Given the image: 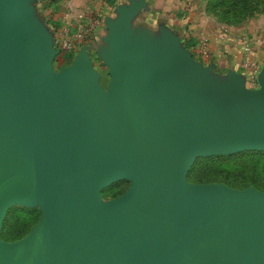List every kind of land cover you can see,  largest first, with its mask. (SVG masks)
<instances>
[{"label": "water", "instance_id": "1", "mask_svg": "<svg viewBox=\"0 0 264 264\" xmlns=\"http://www.w3.org/2000/svg\"><path fill=\"white\" fill-rule=\"evenodd\" d=\"M29 2L0 0V226L11 204L40 214L0 264H264V190L185 178L196 157L264 151V68L254 89L214 77L170 32L135 33L129 0L104 20L103 88L84 46L52 69Z\"/></svg>", "mask_w": 264, "mask_h": 264}, {"label": "crops", "instance_id": "2", "mask_svg": "<svg viewBox=\"0 0 264 264\" xmlns=\"http://www.w3.org/2000/svg\"><path fill=\"white\" fill-rule=\"evenodd\" d=\"M144 6L132 17L130 26L135 33H143L149 39L157 40L161 30L170 32L177 37L179 46L187 51L194 61L203 67L209 66L211 74L216 78L225 77L229 71H234L243 77L244 73L239 67L242 49L238 37L244 34L249 37L264 34V14L246 19L238 26H227L220 23L212 14L203 10V4L199 0H143ZM129 0H120L119 5H127ZM107 30L105 23L96 29V36L90 41L80 45L71 52L55 51L51 62H57L58 69L69 65L81 47H85L91 67L98 74L99 84L105 88L109 81L107 65L103 63L100 53L107 48L104 40ZM204 39L209 49L208 55L198 52V39ZM252 58L264 68V47L253 49ZM106 69L107 80L103 86L100 83V72L98 68ZM52 69H54L52 67ZM55 70V69H54ZM258 73V72H257ZM256 73V74H257ZM244 87H248L244 79ZM257 88V85H256Z\"/></svg>", "mask_w": 264, "mask_h": 264}, {"label": "rangeland", "instance_id": "3", "mask_svg": "<svg viewBox=\"0 0 264 264\" xmlns=\"http://www.w3.org/2000/svg\"><path fill=\"white\" fill-rule=\"evenodd\" d=\"M120 0H30L29 4L32 9L33 17L36 20V22L40 25H42L47 31L52 30L53 27L56 25H59V22L61 21V15L65 13H72V14H94L99 17V23L96 26V28L93 31L92 36H96V29L98 27H101L104 25V20L106 18H112L114 16V7L116 6V3ZM203 4V10L207 11L205 6L207 5L206 0H199ZM259 14H264V12L255 14L253 16H250L246 19H249L251 17L257 16ZM244 20H241L237 23L233 24H226L227 26H238L242 24ZM219 21V20H218ZM220 23H223L219 21ZM52 67L56 70L58 68L57 62L54 61L52 63ZM100 72V83L104 86L107 80V76L105 74L106 69L105 68H98ZM247 151V150H244ZM242 152V151H240ZM238 153V152H237ZM237 153H232L228 155H233ZM208 157V156H206ZM199 158H204V157H196L191 164V166L199 159ZM251 160H253V157L249 156H234L230 159H226L223 161H219L216 164L209 165V168L207 169L206 172H211V169L214 170L216 173V176H218V179H224L228 177L229 179L233 180H240L241 178H246L248 177V174L250 170L248 167L251 165ZM196 166V165H195ZM196 168H199L198 164ZM228 170V171H227ZM189 171V169H188ZM187 171L186 173V180L189 183H195L191 177V174H188L189 172ZM194 174H197V171L193 172ZM226 176V177H224ZM213 183V182H210ZM215 183H223V182H215ZM199 184V183H198ZM201 184V183H200ZM226 185V183H223ZM129 186V182L125 179H118L115 180L108 185L102 187L99 191V197L102 201L110 200L112 198H115L116 196L120 195L123 193L127 187ZM228 186V185H227ZM252 186V185H249ZM230 187V186H229ZM247 187V186H246ZM253 187V186H252ZM235 188V187H231ZM244 188V187H243ZM240 189V188H237ZM17 210H22L21 212H17ZM26 211V212H25ZM27 213V214H26ZM21 215L24 217L26 214L27 216L33 215V219L31 220L30 225H26L25 228L19 232L14 234V237H7L3 238L1 236V231H2V226L4 225L5 221H8L9 223L7 229H13V227L17 224V220H15L16 215ZM39 210L37 206H25V205H19V204H11L9 205L4 213V216L1 221V226H0V238L3 241H13L16 239H19L22 237L28 230L29 228L38 220L39 218ZM11 221V224H10Z\"/></svg>", "mask_w": 264, "mask_h": 264}, {"label": "trees", "instance_id": "4", "mask_svg": "<svg viewBox=\"0 0 264 264\" xmlns=\"http://www.w3.org/2000/svg\"><path fill=\"white\" fill-rule=\"evenodd\" d=\"M206 2L207 5L205 8L207 11L211 12L219 21L227 24L237 23L244 20V18L246 19L255 14L264 12V0H206ZM234 156L253 157L251 165L248 167L250 170L248 177L241 178L240 180H233L224 176L226 178L219 180L213 169H211V172H206L209 165L230 159ZM197 164L199 168H196ZM195 171H197V174L193 173ZM188 172V174H191L195 183L223 182L226 183V185L235 188H243L252 185L256 189L264 190V151L247 150L233 155H213L199 158L192 166H190ZM21 211L22 210H17V212ZM26 214L24 217L15 214L17 224L13 229L8 230L7 227L9 223H7L8 221H5L2 226L1 236L3 238L14 237V234L21 232L26 225H30L31 220L34 217L33 215L27 216Z\"/></svg>", "mask_w": 264, "mask_h": 264}, {"label": "built area", "instance_id": "5", "mask_svg": "<svg viewBox=\"0 0 264 264\" xmlns=\"http://www.w3.org/2000/svg\"><path fill=\"white\" fill-rule=\"evenodd\" d=\"M99 23V17L94 14H72L61 15L59 25L51 30L53 48L55 51L71 52L80 45L90 41L94 29ZM239 43L242 49V56L239 67L244 73V79L248 87L256 88V73L260 66L251 54L253 49L264 47V34L249 37L244 34L239 35ZM198 52L208 55L209 49L204 39H198Z\"/></svg>", "mask_w": 264, "mask_h": 264}]
</instances>
